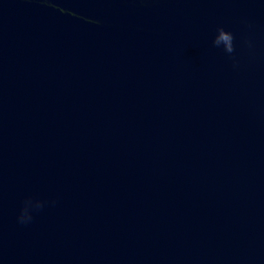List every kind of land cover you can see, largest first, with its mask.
Returning <instances> with one entry per match:
<instances>
[{
  "label": "clouds",
  "instance_id": "clouds-1",
  "mask_svg": "<svg viewBox=\"0 0 264 264\" xmlns=\"http://www.w3.org/2000/svg\"><path fill=\"white\" fill-rule=\"evenodd\" d=\"M221 41L224 42V51L228 54H231L235 51L234 48V36L230 31H226L223 27H219L216 30V35L214 36L213 40H212V44L215 47H219ZM31 203V201H26L25 202V206L24 208L21 210V214L19 216V220L21 223L31 220V214L29 212V204ZM43 205L40 202H37L35 204V207L37 209L41 208Z\"/></svg>",
  "mask_w": 264,
  "mask_h": 264
}]
</instances>
